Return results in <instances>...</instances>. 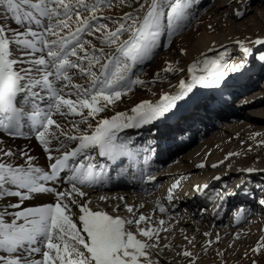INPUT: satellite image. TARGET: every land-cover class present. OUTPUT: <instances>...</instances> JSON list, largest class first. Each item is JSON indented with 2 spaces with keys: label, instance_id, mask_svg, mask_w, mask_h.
I'll return each instance as SVG.
<instances>
[{
  "label": "snow or ice",
  "instance_id": "6c2138e0",
  "mask_svg": "<svg viewBox=\"0 0 264 264\" xmlns=\"http://www.w3.org/2000/svg\"><path fill=\"white\" fill-rule=\"evenodd\" d=\"M194 6L196 0H0V134L27 139L25 129L34 132L47 157L45 168L38 167L34 156L0 139V264H161L160 252L172 245L162 244L168 238L160 233L173 231L172 216L154 226L151 215L137 216L132 205H123L131 218L116 207L93 208L83 189L112 180L113 172L126 175V160L140 165L143 178L155 180L144 172L161 149V136L141 149L127 130L167 127L182 111L198 112L213 101L227 104L224 93L237 80L251 79L246 61L232 62L224 46L207 49L212 56L201 52L186 68L165 61L151 80L141 78L164 37L170 45L190 25ZM235 43L245 57L252 54L243 41ZM255 43L264 46L259 38ZM257 60L264 79V54ZM167 74L179 75L175 85ZM152 85L161 86L152 92L154 100L115 110L134 89ZM94 152L105 164L93 163ZM18 156L23 160L15 164ZM178 186L179 181L168 189L169 202ZM33 199V206L22 207ZM258 204L264 208V196ZM156 205L160 214L169 213L160 201ZM242 213L236 212L238 222ZM203 235L209 238L202 246L207 251L212 233ZM184 239L195 247L194 238ZM215 240L221 241L219 234ZM250 250L264 254V236ZM175 255L187 264L199 259L189 247Z\"/></svg>",
  "mask_w": 264,
  "mask_h": 264
},
{
  "label": "rangeland",
  "instance_id": "374dc122",
  "mask_svg": "<svg viewBox=\"0 0 264 264\" xmlns=\"http://www.w3.org/2000/svg\"><path fill=\"white\" fill-rule=\"evenodd\" d=\"M237 10L242 12L243 15L236 16L235 12ZM192 14L194 18L191 19L190 25L179 35L174 36L170 45L167 37H164L163 46L158 49V54L147 64L148 68L146 67L143 70L142 79L151 80V75L154 74L157 67L165 64V61H170L172 55L176 56L178 47L176 45L178 43L184 45V42L192 37L191 48L187 49L185 54L181 55L178 50V54L182 57H188L190 53L192 55L193 46L197 42L210 38L221 42L216 48L217 51L220 50L221 46L227 47L232 62L239 63L241 59H244L246 61L245 66L253 71L251 72V79H239L233 84L235 86L244 79L249 81H246L249 86L240 89L231 101L233 112L235 113L236 110L239 112L238 119L230 116V119H226L225 122H221V119L215 120L208 134L203 139L199 138L202 134L197 135L198 140L195 141L189 151L184 152L183 156L178 159L174 157V161H169L170 164L166 165L167 167L165 166V160L160 163L159 171L165 169L163 172L168 171V169L171 171L176 170L173 165H178L180 161H183V163L192 161L191 158L194 154L190 151L199 150L201 153L202 147H208L207 150L204 149L206 150L204 152L210 156L209 158H214L211 161L207 160V169L201 167V170L198 171L199 174L196 175L199 178L204 177L203 183L206 182L207 185L206 189L203 190L204 192L201 189L194 195V204H190L185 200L182 201L180 207L183 212H181V216L184 213L187 215L192 210L199 213L202 216L201 222H204L203 225L205 226L200 228L198 225H194L191 220L184 223L186 229H177L172 233L173 236H176L170 237L172 243L177 244V246L175 245L176 247L174 246L175 248L169 251L165 249L160 252L159 259L161 264L165 263V258L168 257L173 260L176 258L184 260L183 257L175 255L180 247V242L175 239L182 237L180 240L187 242L184 239L187 236L189 239L194 238L195 240V247L191 248L189 245L188 247L198 254L197 264H253V261L256 264H264V254L254 255L250 250L260 240V237L264 236V208L258 204V200L264 196V193L261 192V188H264V143H261V141H264V129L255 128L258 125L257 123H264V79L261 78L257 60V57L264 54V46L255 43L258 38L264 40V0H196V6L193 7ZM203 31H206V34L208 33L207 37L203 35ZM237 40L243 41L252 54L245 57L239 45L235 43ZM178 66L186 67L185 62L180 63ZM241 98L243 99L240 100ZM252 116L258 119L254 121ZM235 119L237 120L235 121ZM242 125L251 126V130L237 129V132L239 131L236 134L238 137L233 141L227 140L226 136L234 132L232 128L234 129V126L239 128ZM212 140L217 142L213 147L208 145ZM228 152L240 157L231 160L227 157ZM248 167L252 168L253 171L250 173L245 171ZM183 174L182 172L178 176L180 175L179 177L182 180L180 181L181 185L185 187V183L188 181L187 178L190 179L191 177H184ZM255 184H257V187L255 186L257 190H254V192ZM240 188L247 190L248 194L245 195V192ZM183 191H185L184 188ZM226 191L229 195L222 202L221 197H224ZM162 192L168 193V190L160 185L151 192L145 193V196L155 197L156 194ZM186 196L188 195L185 194L184 198ZM175 197H178L176 190H174ZM205 197L209 198V201L203 202L202 198ZM124 198L129 200V196H124ZM246 199H249L252 206L259 210V216H256L254 212L250 214L245 212L246 205L244 202ZM238 209H243L239 222L235 218ZM120 210H122L121 215L129 218L130 215L124 212L123 207ZM206 225H210L209 228ZM178 227L181 228L180 225ZM205 232L212 233L210 238L213 241L207 251L202 247L205 241L209 239L203 235ZM167 233L171 234V232ZM188 233L192 236L191 238ZM237 233L240 234L238 239L235 238ZM166 234L165 232L160 233L161 237L166 236ZM217 234L221 237L219 243L215 240ZM161 241L162 244L165 243L163 239ZM200 247L201 252L199 251ZM218 251L223 253V258L216 254ZM245 252H248L247 257L244 255Z\"/></svg>",
  "mask_w": 264,
  "mask_h": 264
},
{
  "label": "bare ground",
  "instance_id": "6f19581e",
  "mask_svg": "<svg viewBox=\"0 0 264 264\" xmlns=\"http://www.w3.org/2000/svg\"><path fill=\"white\" fill-rule=\"evenodd\" d=\"M202 33H203V35H205V37H207L208 33L206 34V31H203ZM192 39H193V37L190 39H187V41L184 42L185 44L184 45L182 44L183 46L179 43L176 45V46H178L176 49V56L174 57V55H172L173 57L170 59L171 62H173V63H175L176 61H179L180 63L185 62V65L187 67V65L191 64L193 62V60L195 58H197L201 52H204L207 55L212 56L213 53L207 52V49H209V48H215L216 49L219 46V44L221 43L219 41H214L213 39H210V38H205V39L202 38L204 40H200L199 42H197V44L195 46H193L192 55H190L191 53L190 54L188 53L189 54L188 57H182L181 55H179L178 54L179 49L184 48L185 50H187V49L191 48L190 43H191ZM177 55H178V57H177ZM148 63L149 62H147L143 66V70L148 66L147 65ZM163 67H164V64L162 66L160 65V67H157V69H155V71H154V74L157 72H160ZM153 75H151V77H153ZM161 75H165V74L161 73ZM174 78L175 77L172 76L171 74H167V80H170L173 85H175L177 83L179 76H177V78H175V79ZM246 81H248V80L244 79L242 81H239L235 86L232 85L230 87V89L224 93V97L228 101L227 104L213 101V102H210V104L207 108L201 107L198 110V112H192L191 110H185V111H182L181 113H178L176 118L168 121L167 127L164 125H157L156 128H152L151 125H149V126H146L142 129H139V130L129 129V130H127V135L132 136L136 141V145L138 147H140L141 149L143 147L147 146L148 142H154L156 135H160L161 136V139H160L161 149H157L158 154H155L157 156V160L159 158L165 156V158H163L165 160V162L166 161L173 162L174 157L176 159H178L179 157L183 156L184 152L189 151L191 149V146H193L195 141L198 140V138L196 137L197 135L202 134L201 137H199V136L198 137L203 139L205 137V135H207L208 132L210 131V128L215 123L214 122L215 120L221 119V122H225L226 119H230V116L233 118H237V119L239 118V116H240V115H238L239 112H237V110L235 113L233 112L234 109L231 107V101L233 100V97H235V95L239 92L240 89H243L244 87L249 86V85H247L249 81L248 82H246ZM163 88L165 90H169L167 88V83H165L163 85ZM160 90H161L160 85H152L150 90L145 89V88H141V87H137L136 89L133 90V92L129 93L126 98H123L122 101L118 103V106L116 107L115 110L116 111H127L135 103H138L142 99H153L154 100L156 97L152 96V92L159 93ZM242 99L243 98H241L240 100H242ZM108 114L111 115L112 113H108ZM252 118H253L252 120H254V121H256V119H258V118H255L254 116H252ZM237 119H235V121ZM257 124L258 125L255 128L258 127L259 130L264 129V123H260V124L257 123ZM180 129H183V131H180ZM237 129H246V130L250 129L251 130V126L242 125L239 128H235V126H234V129L232 128V130H234V132H232V130H231L232 133H229L226 136L227 140L230 139V141H233L234 139H236V137H238L236 135L239 132V131L237 132ZM25 133L27 135L26 136L27 139L26 138L13 139V138L7 137L6 135H2V134H0V139H3L5 141V146H10L13 151H16L19 148L20 150L26 151L29 155L34 156L35 157L34 163L36 164V166L41 167V168H45L46 163H47V157L43 153L42 147L39 145L38 141H36L34 139V135H35L34 132H30L27 129H25ZM173 134H175L176 142H173V139H172ZM164 141H165V143H164ZM216 143H217L216 141L212 140L209 142L208 145L213 147L216 145ZM205 148L207 150L208 147H202V150L200 149L202 151L201 153L199 150L198 151L194 150L192 152L190 151V153L194 154L193 157L191 158L192 161H187L184 163H183V161H180V163L178 165H173V167H175L176 170L171 171L167 168L168 171H166V172H163L166 169L160 170V171L159 170L153 171V172L150 171L151 172L150 174L155 176V180L152 181L153 185L151 186V188H153L154 183H156L157 181H162L161 186H163V188H166L168 190L173 183L179 181V186L175 189L177 191L178 197L177 198L175 197L172 202L168 201V199H167L168 193H166V192H162L165 195H163L162 193H158V194H156L155 197H147V196L142 194V192H144L142 190H136V189L127 190V189H123L124 187H118V188L114 187V188H111L110 190H107V191L101 190L98 187H87V188H84L83 190L86 191L88 193V196L91 198L93 208H95L98 205L99 207L103 208L105 211H109L110 208L116 207L118 214H120L122 212V210H120V209L123 207L124 204L132 205V206H134L135 210H137V216L139 213H143L146 216L151 215L154 226H156V222H158L160 219H164V220L168 221V217L172 216L173 220L170 221V223H171V226L173 228V231H171V234L165 233L167 238L168 237L169 238L167 239V241H165V240L164 241L170 242L172 245V249H173L177 246V244H175V243L173 244L172 241L170 240V237L173 238L176 236V235L173 236V234H172L173 232H175V230L177 231V229H183V230L186 229V228H184L185 227V225H183L184 223H187V221L191 220L194 225H198V227H200V228H201V226H205V225H203L204 222H201L202 216L199 213H195L192 209H191L192 212L188 213L187 215L185 213H184V215L182 214V216L180 215L182 212V210L180 209V207L182 205V201L186 200L187 202H189L191 204V203H193L194 195L196 193H198L197 191L194 190V186L195 185L207 186L206 182L203 183L204 177H201V178H199L198 176L196 177V175L199 174L198 171L201 170V167L202 168L204 167L205 169H207V167H208L207 166L208 164L206 165L207 160L211 161L214 159L213 157L209 158L210 156L205 153L206 152V150H204ZM227 154H228L227 157L231 160H232V158L240 157L238 155L236 157V155L232 152H231V155H229L230 152H228ZM91 155L94 157L93 163L105 164V158L104 157H98L95 152L92 153ZM155 155L152 156V159L150 160L149 164L157 162L154 158ZM163 159L161 160V162L163 161ZM22 160H23V158L18 156L14 159L13 162L15 164H19V163H21ZM170 162H167V164H169ZM158 163H160V162H158ZM126 164H127V161H125V165ZM108 165H110V164H108ZM110 168H111V166H110ZM248 168H250V167H248ZM182 172L184 173L183 174L184 177L185 176L191 177L190 179L187 178L188 181L186 183L183 182V183H185V187H183V185H181L180 181H182V180L179 177L180 175L178 176V174H181ZM176 173H177V175H176ZM176 176H178V177L176 179H174V177H176ZM202 183H203V185H202ZM255 186L257 187V184L254 185L253 191L257 190ZM183 188L185 191H183ZM205 189H206V187H202V192H204L203 190H205ZM131 190L132 191L136 190L137 193H133V192H131ZM250 193H251V191H250ZM185 194L188 195V196H186V198H184ZM124 196H129V200L125 199ZM101 197H106L107 199L101 200L100 199ZM121 197L123 198L122 200L119 199ZM202 199H203L202 200L203 202L209 201V198H206V197L202 198ZM157 201H160L167 208L170 209V211L167 215L159 213L157 205H156ZM12 202L14 203L15 201H12ZM44 202H49L48 198H44ZM35 203H37V201L35 199H33L32 201H25V203H24V205H22V207L23 206H33ZM244 203L246 205V207L244 209H245V212L247 214L254 212L256 214V216H259V214H258L259 210L255 209L252 206L249 199H246ZM3 207H4L3 203H0V208H3ZM15 210L16 209H10V211H15ZM123 210H124V208H123ZM124 212H126V211L124 210ZM129 218H131V217L129 216ZM179 225L181 228L178 227ZM206 226L209 228L210 225H206ZM188 235L190 238L192 237V236H190L189 233H188ZM180 239H178V238L175 239V240L180 242V247L178 249L179 251H181L185 247H188L187 242H183ZM194 243H195V240H194ZM175 250H177V249H175ZM190 250H191V248H190ZM199 251L200 252L202 251L201 247L199 248ZM174 260L170 257L165 258V263H163V264H173V263H175V264H180V263L187 264L185 259L181 260V259L176 258Z\"/></svg>",
  "mask_w": 264,
  "mask_h": 264
}]
</instances>
